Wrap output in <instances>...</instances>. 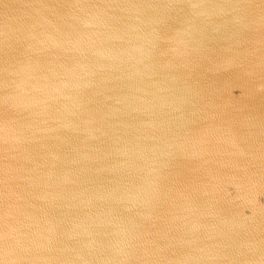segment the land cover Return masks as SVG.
Segmentation results:
<instances>
[{
    "label": "water",
    "instance_id": "obj_1",
    "mask_svg": "<svg viewBox=\"0 0 264 264\" xmlns=\"http://www.w3.org/2000/svg\"><path fill=\"white\" fill-rule=\"evenodd\" d=\"M0 264H264V0H0Z\"/></svg>",
    "mask_w": 264,
    "mask_h": 264
}]
</instances>
